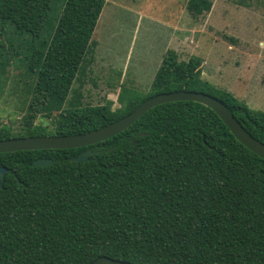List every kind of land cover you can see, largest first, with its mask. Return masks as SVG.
<instances>
[{"label":"trees","instance_id":"trees-1","mask_svg":"<svg viewBox=\"0 0 264 264\" xmlns=\"http://www.w3.org/2000/svg\"><path fill=\"white\" fill-rule=\"evenodd\" d=\"M106 2L0 0V58L7 46L13 49L14 32H28L36 74L22 125L17 131L0 125V140L89 132L152 95L190 90L222 100L264 142V111L206 80L202 58L180 60L173 50L155 74L153 93L126 97L121 88L117 109L112 100L84 103L74 82L93 61ZM186 7L200 17L213 0H188ZM38 114L52 126L35 123ZM90 147L95 152L85 162L71 159L81 148L0 153V167L7 168L0 264H89L100 256L133 264H264V159L213 109L191 100L166 102ZM40 157L54 164L36 166Z\"/></svg>","mask_w":264,"mask_h":264},{"label":"rangeland","instance_id":"rangeland-1","mask_svg":"<svg viewBox=\"0 0 264 264\" xmlns=\"http://www.w3.org/2000/svg\"><path fill=\"white\" fill-rule=\"evenodd\" d=\"M175 1H108L93 35L98 42L93 61L74 82L84 103L99 105L112 100L113 109H117L122 89L126 97L153 93V79L174 34L172 28L161 25L168 19L194 30V41L180 51L181 60L191 56L207 60L203 67L206 80L231 91L251 108L264 111V0H213L211 11L200 17L188 10L181 12L187 0ZM59 4L53 6L50 25L56 22ZM12 37L13 49L7 46V53L0 58V62L7 61L0 63V125L17 131L36 85L30 67L34 36L14 32ZM35 123L52 126L41 114Z\"/></svg>","mask_w":264,"mask_h":264},{"label":"water","instance_id":"water-1","mask_svg":"<svg viewBox=\"0 0 264 264\" xmlns=\"http://www.w3.org/2000/svg\"><path fill=\"white\" fill-rule=\"evenodd\" d=\"M182 100L199 102L213 109L242 144L264 159V142L253 136L242 125L226 103L211 94L190 90H174L152 95L143 100L127 115L89 132L72 135L25 136L2 139L0 140V153L19 150L69 149L96 144L125 131L153 107L166 102ZM91 153H93L92 150H86L71 159L76 162H85L90 159V155H92ZM34 164L36 166H47L54 164V160L52 158L40 157L35 160ZM6 172V167H0V187L3 186ZM89 264L133 263L117 260L108 256H100Z\"/></svg>","mask_w":264,"mask_h":264},{"label":"crops","instance_id":"crops-1","mask_svg":"<svg viewBox=\"0 0 264 264\" xmlns=\"http://www.w3.org/2000/svg\"><path fill=\"white\" fill-rule=\"evenodd\" d=\"M106 4L109 3L108 1L109 0H106ZM188 1V0H187ZM177 3H179L180 1L177 0L175 1ZM187 5V3H186ZM126 10H129L130 12H134L136 15L139 14V15H143V12L140 11V10H134V11H131V9L127 8ZM183 10H187V7L182 9L181 12ZM136 11V12H135ZM103 14H101V17H102ZM138 22V21H137ZM181 21L177 20V21H173L172 20H168L167 21H163L161 23L162 26H166V27H169V28H172V33H174L173 35H171L170 39H169V45L166 47L167 50L165 52V54L169 51V50H173L175 51L177 54H178V57L180 59V51H183V50H187L188 47H190V42H193V27H182V25L180 24ZM159 23V22H158ZM160 24V23H159ZM171 46V47H169ZM164 57V56H163ZM192 57V56H191ZM163 60V58H162ZM181 60V59H180ZM204 60V59H203ZM186 61V60H185ZM162 63V61H161ZM208 63L207 60H204V64ZM204 66V65H203ZM159 69V68H158ZM209 69H211V67H208V71ZM203 74H206V71L203 70ZM208 75V74H207ZM262 92L263 93V87L261 88Z\"/></svg>","mask_w":264,"mask_h":264},{"label":"flooded vegetation","instance_id":"flooded-vegetation-1","mask_svg":"<svg viewBox=\"0 0 264 264\" xmlns=\"http://www.w3.org/2000/svg\"><path fill=\"white\" fill-rule=\"evenodd\" d=\"M90 146H91V145L83 146V147H79V148H81V150L77 153V155L80 154V153L83 152V151H86V150H92L93 153H91V154H94L95 150H93V148H91ZM77 155H76V156H77ZM90 156H91V155H90Z\"/></svg>","mask_w":264,"mask_h":264}]
</instances>
